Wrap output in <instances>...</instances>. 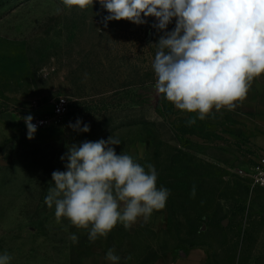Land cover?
<instances>
[{
    "label": "rangeland",
    "instance_id": "rangeland-1",
    "mask_svg": "<svg viewBox=\"0 0 264 264\" xmlns=\"http://www.w3.org/2000/svg\"><path fill=\"white\" fill-rule=\"evenodd\" d=\"M108 14L99 0L83 10L63 0H0V254L10 264H111L112 249L119 264H131L126 251L138 255L144 241L169 240L203 248L209 264H264V189L235 172L262 149L189 124L155 89L152 63L163 35L152 27L156 18L105 27ZM61 96L70 105L64 123L28 139L22 117L50 112ZM78 119L89 132L69 127ZM110 136L121 142L113 146L118 155L146 171L152 164L157 187L170 195L147 222L140 217L130 229L118 222L93 242L87 229L58 222L45 197L53 171H66L69 146Z\"/></svg>",
    "mask_w": 264,
    "mask_h": 264
},
{
    "label": "clouds",
    "instance_id": "clouds-1",
    "mask_svg": "<svg viewBox=\"0 0 264 264\" xmlns=\"http://www.w3.org/2000/svg\"><path fill=\"white\" fill-rule=\"evenodd\" d=\"M94 0H63L69 9H86ZM109 13L108 21L127 20L136 25L148 17L158 21L152 27L163 32L156 45L152 68L155 89L177 109L197 113L204 120L213 109L235 108L246 98L254 78L264 74V0H99ZM59 11V10H58ZM175 19V28L167 31ZM27 138L33 139L37 125L33 117H22ZM195 119H189L194 124ZM77 120L74 131L89 132L90 126ZM119 139L84 141L69 146L61 156L66 171H53V186L45 203L55 205V217H62L80 229L88 239L106 237L118 222L130 229L137 219L148 221L154 211L165 208L170 191L157 187L152 164L137 163L128 154H117ZM195 186L191 195L195 196ZM91 226V227H90ZM74 243L78 237L72 234ZM12 257L0 254V264ZM106 259L119 264L120 257L109 249ZM131 259V257H127Z\"/></svg>",
    "mask_w": 264,
    "mask_h": 264
},
{
    "label": "crops",
    "instance_id": "crops-1",
    "mask_svg": "<svg viewBox=\"0 0 264 264\" xmlns=\"http://www.w3.org/2000/svg\"><path fill=\"white\" fill-rule=\"evenodd\" d=\"M236 105L231 110L213 109L204 120L198 119L197 113L180 112L201 122L208 130L236 134L249 140L252 148L264 149V74L254 78L246 98L237 101ZM143 245L144 249L138 255L133 250L132 253L126 251L131 257L128 259L131 264H209L206 251L200 247L180 248L169 240L163 245L152 241H144Z\"/></svg>",
    "mask_w": 264,
    "mask_h": 264
},
{
    "label": "built area",
    "instance_id": "built-area-1",
    "mask_svg": "<svg viewBox=\"0 0 264 264\" xmlns=\"http://www.w3.org/2000/svg\"><path fill=\"white\" fill-rule=\"evenodd\" d=\"M70 111L67 96H61L55 100L50 112L45 114H28L33 117V123L37 125V130L61 126ZM25 115L24 117L28 116ZM23 124H25L22 119ZM26 125V124H25ZM236 174L251 187L264 189V149L253 159L252 163L240 166L235 170Z\"/></svg>",
    "mask_w": 264,
    "mask_h": 264
}]
</instances>
